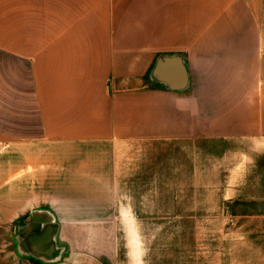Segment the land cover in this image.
I'll use <instances>...</instances> for the list:
<instances>
[{
    "label": "crops",
    "instance_id": "obj_1",
    "mask_svg": "<svg viewBox=\"0 0 264 264\" xmlns=\"http://www.w3.org/2000/svg\"><path fill=\"white\" fill-rule=\"evenodd\" d=\"M169 117L264 152V0H0V232L111 219L116 145Z\"/></svg>",
    "mask_w": 264,
    "mask_h": 264
},
{
    "label": "rangeland",
    "instance_id": "obj_2",
    "mask_svg": "<svg viewBox=\"0 0 264 264\" xmlns=\"http://www.w3.org/2000/svg\"><path fill=\"white\" fill-rule=\"evenodd\" d=\"M165 67L178 90L185 71ZM179 124L169 117V135L116 145L111 219L63 224L59 248L50 230L45 248L0 232V264H264V152L207 132L206 117L199 134H177ZM21 243L31 250L16 251Z\"/></svg>",
    "mask_w": 264,
    "mask_h": 264
}]
</instances>
